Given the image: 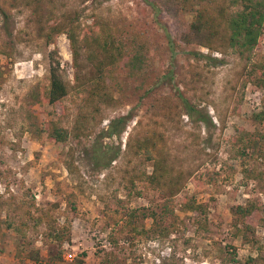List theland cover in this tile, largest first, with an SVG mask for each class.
I'll use <instances>...</instances> for the list:
<instances>
[{
  "label": "rangeland",
  "instance_id": "rangeland-1",
  "mask_svg": "<svg viewBox=\"0 0 264 264\" xmlns=\"http://www.w3.org/2000/svg\"><path fill=\"white\" fill-rule=\"evenodd\" d=\"M151 1L159 10L143 0H0V264H264V156L251 146L241 153L239 140L264 137V32L243 54L228 47L223 24L211 48L187 43L195 13L178 11V0ZM71 23L76 66L65 33L46 38ZM86 27L96 39L111 28L127 30V43L147 42L148 69L119 67L97 81ZM51 53L68 89L54 104ZM178 92L211 123L190 119ZM127 114L120 137L100 139ZM54 125L66 140L50 139ZM141 139L152 160L137 152ZM101 144L120 147L105 167L92 157ZM238 205L255 210L243 219ZM16 207L23 234L5 224ZM61 224L64 240L53 242L49 226Z\"/></svg>",
  "mask_w": 264,
  "mask_h": 264
},
{
  "label": "trees",
  "instance_id": "trees-1",
  "mask_svg": "<svg viewBox=\"0 0 264 264\" xmlns=\"http://www.w3.org/2000/svg\"><path fill=\"white\" fill-rule=\"evenodd\" d=\"M148 4L153 10H159L158 6L151 0H143ZM227 5L216 6L214 5V0H178L177 10L178 11H190L195 13L194 19L188 25V32L185 34V40L187 43L190 41L194 42L197 45L205 46L211 48L213 37L217 33L218 29L222 27L226 31V43L228 47L236 49L240 54L249 53L252 51L259 42L261 35L264 32V0H226ZM162 27L165 30L167 37H170L169 32L165 29L164 25ZM85 30L88 33L86 40H93L97 43L95 49L98 48L103 53V57H96L95 49H91L90 54L95 61L94 69L97 71L96 78L97 81L101 80L104 82L107 72L111 70H117L119 67L125 68L128 73H141L148 69L149 63V46L147 42L140 41L136 37L130 41L126 42V34L129 35V32L124 29H117L115 33L111 28L105 29L102 31V34L105 35L103 39H96L93 36L94 31L89 27H86ZM65 33L66 37L69 40L70 49L73 58L74 66L77 65V56L79 55L77 44L78 39L75 33L74 24L71 23L66 28L59 26H53L50 28V31L46 35L48 41L53 39L54 34ZM93 36V37H92ZM84 39V40H85ZM171 37L169 38V40ZM50 54V64H49V85L46 92V101L50 104L61 101L68 92L66 83L63 81V78L60 74L61 60L59 57L53 56ZM198 56L206 58L209 61L217 62L216 57H211L209 55L196 53ZM261 66L259 71L260 76L258 82L264 84V64ZM262 77V79H261ZM75 78L77 75L75 74ZM92 95L95 94V91L90 92ZM105 93V92H103ZM175 98L179 99L184 105V111L187 116L197 122H204L205 124L211 123V118L207 115H203L202 112L194 105L189 103L180 92L175 94ZM130 118V115H122L120 117L113 118L109 120L107 127L100 132V139L103 137H120L124 132L126 124ZM28 130H36L29 128ZM45 128L41 127L40 131H44ZM68 136V131L64 127L54 125L52 130L49 132V137L54 142H61L66 140ZM252 135H246L248 139H244L240 136V142L242 143V151L251 146L252 149L260 152L264 156V143L261 141L264 140V137H254ZM148 139H141L138 143V153L142 155L145 160H152L153 156L151 154V149L147 144ZM120 152V147L118 146H100L93 147L92 157L96 166L105 167L109 165ZM145 162V161H143ZM141 178L145 177V180L150 181L156 180V175L153 173L151 175H146L143 171ZM2 177L0 176V181ZM16 211L11 213L12 209L6 210V226L9 229L14 230L17 233L23 234L24 228L27 222L21 221L19 223V217L21 210L17 207ZM255 210L254 205H238L234 214L245 219L247 216L251 215ZM32 212V211H31ZM34 214V212H32ZM31 213V214H32ZM150 216L155 217L154 212H149ZM31 217H34L33 215ZM134 215L131 214L130 220L128 222L132 225ZM19 223V224H18ZM246 224V223H245ZM51 226V228H50ZM49 226V238L53 242L62 243L66 234L67 225H52ZM133 230H137V226L132 227ZM30 258L36 260V256L30 255Z\"/></svg>",
  "mask_w": 264,
  "mask_h": 264
}]
</instances>
